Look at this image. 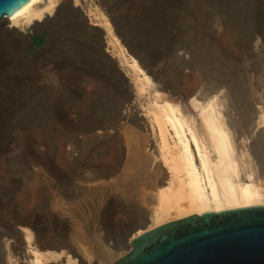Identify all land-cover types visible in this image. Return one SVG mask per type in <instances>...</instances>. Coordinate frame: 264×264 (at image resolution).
<instances>
[{
    "label": "bare ground",
    "instance_id": "1",
    "mask_svg": "<svg viewBox=\"0 0 264 264\" xmlns=\"http://www.w3.org/2000/svg\"><path fill=\"white\" fill-rule=\"evenodd\" d=\"M114 1L92 0L91 5L100 10L95 11L90 25L75 8L78 3L86 6L90 0H29L27 5L0 23V137H13L12 119L28 112L16 115V110L23 111L28 106L33 109L45 97H35V94L49 89L42 78L51 70L45 69L41 60L31 64L34 55L26 54L30 40L21 31L31 28L39 31L66 11L77 15L91 50L111 62L116 84L112 91L117 97L109 124L104 128L97 127L98 131L88 137L105 143L112 141V149H115L111 167L89 182L92 188L110 190V200L103 205L108 212L101 228L97 227L96 243L89 242L86 235L73 236L69 240L61 237L56 239L57 242L42 246L39 238L32 236L31 230L38 222L35 225L36 219L31 215V219L19 220L17 226L14 224L16 238L10 234L2 235L0 243L6 251V264H92L94 250L105 255L100 264H110L118 257L113 252L124 255L133 239L167 222L206 212L264 206V159L255 150L261 142L260 137H264L263 76H254L247 70L243 72L249 88L238 93L233 91L235 83L230 80L217 86L201 84L182 94L179 69L189 64V60L177 54L173 62L180 68L172 75L166 74L167 63L146 58L141 49L134 46L122 24L124 19H136L147 4L141 0ZM260 47V42L256 41L250 53L256 54ZM4 79L15 88L17 83L18 89L4 87ZM60 92L59 87L54 91L57 100L53 110L63 126L61 143L67 145L71 153L62 175L66 178L72 166L87 164L88 160L78 154V146L86 138L80 137V133L87 125L79 122L78 114L68 116L67 103ZM82 103L78 105L82 106ZM31 111L29 113L35 115V110V113ZM42 141L52 148L46 151L47 156H52L54 141L48 142L44 138ZM34 142L35 139H31L24 143L22 152L37 156ZM124 156L126 161L120 169ZM136 168L142 173L147 171L148 182L143 199L131 204L117 194L124 191L127 180L137 177L130 174ZM18 177L14 173L0 175L4 181ZM139 179L138 176L136 180ZM72 195L63 199L64 208H70ZM7 198L9 211L16 218L19 207H15L12 193ZM111 209L125 215L113 218ZM67 214L62 215L65 224ZM117 227L123 229V237L110 242L105 237L107 231Z\"/></svg>",
    "mask_w": 264,
    "mask_h": 264
},
{
    "label": "rangeland",
    "instance_id": "2",
    "mask_svg": "<svg viewBox=\"0 0 264 264\" xmlns=\"http://www.w3.org/2000/svg\"><path fill=\"white\" fill-rule=\"evenodd\" d=\"M141 1L147 5L141 13L138 12L139 18L124 19L122 24L134 46L140 48L146 58L154 59L157 63H167L166 74L172 75L180 68L173 62L177 54L180 53L189 60V64L179 69L178 81L182 84V94L201 84L205 87L217 86L230 80L235 83L233 91L238 93L239 90L249 88L244 75L246 70L254 76H263L264 80V0ZM91 2L92 0L86 6L78 3L75 7L87 25L92 23L95 11L100 10L91 5ZM82 26L76 14L66 11L39 31L33 28L21 31L24 36H40L43 39L38 48L29 43L26 54L34 55L33 59L30 57L31 64L41 60L40 64L51 71L47 72V77L42 78L49 89L46 88L45 93L35 94V97L45 96L43 102L35 104L33 109L28 106V110H16V115L28 112L12 119L13 137H0V175H19L9 181L0 179V241L2 235L10 234L12 238H16L13 234L14 224L17 226L19 220L25 222L34 215L35 225L38 223L31 230L32 236L34 239L38 237L42 246L52 241L57 242L56 239L61 237L69 240L73 236L86 235L89 242L96 243L99 234L97 227L101 228L107 215V207L103 205L110 200V190L100 189L103 190L101 192L95 186H89V182L96 180L101 171L111 167L115 153V149H112L114 143L107 141V144L88 137H91L89 134L93 131H98V128L106 127L110 115L114 113L117 100L112 91L116 85L113 80L115 71L109 60L100 58L88 46V38ZM256 41L260 42V50L251 54L250 49ZM3 85L8 89H18L17 83L15 88L8 80L3 81ZM119 85L122 88L120 83ZM58 87L61 88V98L66 100L68 116L78 114L79 122L87 125L80 133V137L86 138L78 146V154L88 160L87 164L72 166V171L66 178L62 175L71 153L69 147L61 143L63 126L53 110L57 100L54 91ZM82 101V106L78 105ZM43 138L55 143L50 157L46 155V151L52 148L42 141ZM31 139H35L33 147L38 152L37 156L22 152L23 144ZM259 140L261 142L255 146V150L264 159V137ZM122 144L124 145L123 142ZM123 161L120 169L126 161L125 156ZM140 171L138 168L133 170L130 174L137 177L126 181L124 191H118V197L124 202L136 204L143 199L148 174L147 171ZM138 176L140 179L136 180ZM9 193H12L11 199L15 202V207H19L16 218L9 211ZM72 193L70 208H64L63 199ZM65 212L68 213L66 224L62 219ZM111 212L113 218L125 215L117 209H111ZM133 213L135 215L136 212ZM35 231L39 233L38 236ZM107 232V240L115 242L123 237L124 231L117 227ZM127 253L128 251H124V255ZM113 254L118 257L110 264L124 256L120 252ZM104 256V253L94 250L92 264H100ZM6 262V251L0 243V264Z\"/></svg>",
    "mask_w": 264,
    "mask_h": 264
},
{
    "label": "water",
    "instance_id": "3",
    "mask_svg": "<svg viewBox=\"0 0 264 264\" xmlns=\"http://www.w3.org/2000/svg\"><path fill=\"white\" fill-rule=\"evenodd\" d=\"M29 0H0V23ZM40 47V36L29 37ZM113 264H264V206L190 215L144 232Z\"/></svg>",
    "mask_w": 264,
    "mask_h": 264
}]
</instances>
